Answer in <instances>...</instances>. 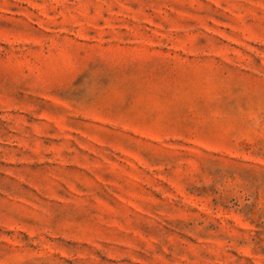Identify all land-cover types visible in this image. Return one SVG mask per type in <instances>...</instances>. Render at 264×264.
<instances>
[{
    "label": "rangeland",
    "instance_id": "rangeland-1",
    "mask_svg": "<svg viewBox=\"0 0 264 264\" xmlns=\"http://www.w3.org/2000/svg\"><path fill=\"white\" fill-rule=\"evenodd\" d=\"M0 264H264V0H0Z\"/></svg>",
    "mask_w": 264,
    "mask_h": 264
}]
</instances>
